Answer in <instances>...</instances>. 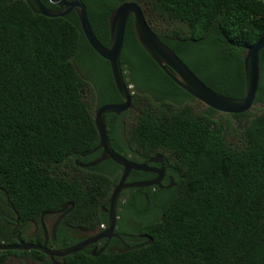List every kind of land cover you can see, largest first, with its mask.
<instances>
[{
    "label": "trees",
    "instance_id": "obj_1",
    "mask_svg": "<svg viewBox=\"0 0 264 264\" xmlns=\"http://www.w3.org/2000/svg\"><path fill=\"white\" fill-rule=\"evenodd\" d=\"M81 1L102 46L111 12L136 3L155 36L206 87L231 99L244 95L242 54L264 33L263 0ZM87 59L102 68L96 85L79 72ZM259 62L255 103H264V50ZM120 63L131 104L105 116L110 145L139 164L160 156L174 184L145 189L147 200L132 189L119 204L118 230L141 234V243L97 256L80 251L64 263L264 264V108L229 115L189 96L140 47L131 18ZM115 103L121 98L108 64L88 46L77 15L47 18L28 0H0V244H13L12 231L28 223L36 229L30 242L42 244L41 216L64 205H73V226L106 224L102 207L121 168L110 160L83 166L100 151L91 107ZM148 178L132 171L128 181ZM77 242L70 237L57 247ZM12 255L21 252H0V264ZM25 255L47 261L37 251Z\"/></svg>",
    "mask_w": 264,
    "mask_h": 264
},
{
    "label": "water",
    "instance_id": "obj_2",
    "mask_svg": "<svg viewBox=\"0 0 264 264\" xmlns=\"http://www.w3.org/2000/svg\"><path fill=\"white\" fill-rule=\"evenodd\" d=\"M28 1L31 2L39 15L47 18L63 17L71 9L76 10L80 29L88 46L100 58L107 62L113 85L121 98V103L102 105L96 109L93 115V122L98 136V145L95 150L100 149L101 154L96 161L88 166H96L103 161L110 160L122 170L117 184L113 188L108 199L106 230L73 246L60 250H50L46 247V243L33 244L23 242L20 239L16 244H0V252L33 250L44 254L53 262L54 258H65L82 251L85 247L92 245L101 239L105 238L109 240L112 236H116L114 230L117 220V205L120 193L124 189H144L153 186L161 188L160 182L165 172L162 158L160 156H155L149 160V162L161 165L159 168L152 169L147 163H135L126 159L122 155L117 154L110 145L108 131L105 125L106 115L113 114L118 116L127 111L131 104V87L127 86L123 79L120 63L127 21L131 18L135 38L143 51L177 87L208 108L218 113L229 115H238L248 112L255 104L260 84L259 56L264 50V33L254 42V44L248 46L244 50L242 54L244 95L238 99H231L223 97L206 87L193 74V72L155 36L148 26L141 8L136 3H121L111 12L108 18V45L107 47H104L96 39L91 29L86 6L81 0H72L68 5L67 10L63 13H55L47 9L39 0ZM132 171L154 173L156 174V178L151 181L128 184L126 183V180ZM66 206L67 205H64L57 212H61ZM42 217L43 216H41L40 220ZM92 256H97V254L92 253Z\"/></svg>",
    "mask_w": 264,
    "mask_h": 264
},
{
    "label": "flooded vegetation",
    "instance_id": "obj_3",
    "mask_svg": "<svg viewBox=\"0 0 264 264\" xmlns=\"http://www.w3.org/2000/svg\"><path fill=\"white\" fill-rule=\"evenodd\" d=\"M47 1L50 4V6L52 7L51 11H53L55 13H63L64 11L67 10L68 5L71 3L72 0H47ZM72 13L76 15V10L75 9H71L64 16L70 15ZM115 104H118V103H115ZM98 150H100V149H98ZM100 154H101V150L99 151V155L96 158L88 161L87 162L88 164L84 165L83 167H90L88 165H90L91 163L96 161L100 157ZM150 159H148L144 163H147V165L149 167H151L152 169H156V168H159L161 166L158 163L149 162ZM144 174H148V176H149V178L145 179L144 181H151V180H154L156 178V174H154V173H144ZM137 182H143V180H137L135 182H129L128 178L126 180V183H128V184L129 183H137ZM173 184H174L173 183V178L171 176L167 175L166 171H165L164 175H163V178H162V180L160 182L161 188L160 187H156V188L169 189ZM148 188H152V187H148ZM145 189H147V188L136 189L137 191H135V192H138L140 196H143L147 200V196H146V194L144 192ZM131 190L132 189L126 188L120 193V196H119V201H118L117 211H116L117 220H116V226H115V230H114V234L116 236H112L109 240L105 239V238L101 239V240L97 241L96 243L85 247L82 251L88 250L91 254L94 253V254H97V255H99L100 253H102L104 251L123 252V251L129 250V249L133 248L135 245H138L139 243H141V241L143 239V236L141 234L127 233V232H125V230L124 231H119L118 230V220L120 219L119 215H118V212L120 211V209H119L120 205L119 204H122V203L125 202L126 196L127 197L129 196V193H130ZM121 199H123V200L121 201ZM72 208H73V205H67L65 208H63V210L61 212H57V211L60 210L59 209V210L55 211L57 213L46 214V217L44 219H46L47 217L50 218V222L48 223V230L43 226V220H44L43 217L40 220V225H41V230H42V238H43L42 244L46 243V247L48 249H50V250H60L61 248L59 249L57 247V244L59 245V241H61V240H66V239H69L71 237V238L77 239L78 240L77 243H79L81 241H84V240H86V239H88V238H90V237H92L94 235H97V234L103 232L104 230H106L107 222H106V224L102 223L100 226L95 227L93 230H83V229H81L79 227L73 226L71 224V222L68 221V218L70 217V213L72 211ZM106 210H107V206L106 207H102V212L107 217V211ZM142 214H143V217H146L148 213L144 212ZM132 219H133V217H131V219L127 221V225L128 226H133V227H130V228H134L135 229V228H137L138 223L135 222V220H132ZM17 223H18V221H16V224ZM30 225L31 224L28 223V225L25 226V229L23 231L18 230V229H15L14 231H12L11 236H12L13 240L15 241L13 244H16L19 239L22 240L23 242L31 243L30 241L32 239H34V236H35V233H36V229L32 233V236L29 237V238H27L24 235L25 230L28 227H30ZM33 244H36V243H33ZM14 251L21 252V255H12L9 258L17 259L18 257H20L21 259H25L24 260L25 263H30V264H65L64 263V258H54V261L52 262L47 257V261L45 263H40V262L34 261L32 258H27L26 255H25V252H28V251H22V250H14Z\"/></svg>",
    "mask_w": 264,
    "mask_h": 264
},
{
    "label": "rangeland",
    "instance_id": "obj_4",
    "mask_svg": "<svg viewBox=\"0 0 264 264\" xmlns=\"http://www.w3.org/2000/svg\"><path fill=\"white\" fill-rule=\"evenodd\" d=\"M79 72L83 73L87 77V79L91 82V84L94 83L95 85L101 79V76H102V68L98 65V63L94 62L91 59H87V60L82 61L81 65H80ZM262 83L264 84V78L262 80ZM263 108H264V103L258 102V103L254 104V106L248 111V113H249V115L257 114ZM95 111H96V108L94 106H92L91 107L92 115H94ZM245 121H246L245 119H242L241 123H244ZM128 220H130V218ZM49 222H50L49 217H47L46 219L43 220V226L47 230H48V223ZM34 230H35V227L33 224H31L30 227H28L25 230L24 235L27 238H29L32 236V233L34 232ZM26 257L30 258L28 256H26ZM24 260L25 259H21L20 257H18L17 259L8 258L7 261L5 262V264H30V263H25Z\"/></svg>",
    "mask_w": 264,
    "mask_h": 264
},
{
    "label": "built area",
    "instance_id": "obj_5",
    "mask_svg": "<svg viewBox=\"0 0 264 264\" xmlns=\"http://www.w3.org/2000/svg\"><path fill=\"white\" fill-rule=\"evenodd\" d=\"M264 1V0H263Z\"/></svg>",
    "mask_w": 264,
    "mask_h": 264
}]
</instances>
